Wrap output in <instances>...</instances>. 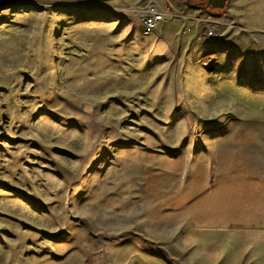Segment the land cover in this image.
I'll use <instances>...</instances> for the list:
<instances>
[{"label": "rangeland", "instance_id": "rangeland-1", "mask_svg": "<svg viewBox=\"0 0 264 264\" xmlns=\"http://www.w3.org/2000/svg\"><path fill=\"white\" fill-rule=\"evenodd\" d=\"M143 9L0 11V264H264V0Z\"/></svg>", "mask_w": 264, "mask_h": 264}, {"label": "built area", "instance_id": "built-area-1", "mask_svg": "<svg viewBox=\"0 0 264 264\" xmlns=\"http://www.w3.org/2000/svg\"><path fill=\"white\" fill-rule=\"evenodd\" d=\"M61 1L55 0L56 3ZM139 15L141 33L144 36H149L157 31L164 20L176 19L178 12L171 7L167 0H153L152 3L139 12ZM204 23L205 26L202 29L200 38L203 42L218 38L224 30V25L216 19L207 17Z\"/></svg>", "mask_w": 264, "mask_h": 264}, {"label": "crops", "instance_id": "crops-1", "mask_svg": "<svg viewBox=\"0 0 264 264\" xmlns=\"http://www.w3.org/2000/svg\"><path fill=\"white\" fill-rule=\"evenodd\" d=\"M136 3H141V4H143V7L145 8L148 4H150V3H152L153 2V0H134ZM169 3H170V5H171V7L173 8V9H178V10H180V11H184L185 10V8H188V9H195V8H192V7H190V6H188L187 4H186V2L184 1V0H167ZM191 1V3H195V2H197V1H199V2H202L203 3V5L205 4L206 6H208L207 4H206V1L205 0H202V1H200V0H190ZM229 4V0H228V2H227V4H226V6ZM202 7V6H201ZM226 8V7H225ZM196 10H204L203 8L202 9H196ZM225 10V9H224ZM229 11V10H228ZM138 33H139V35H141L142 37H145L142 33H141V29H140V27H139V29H138ZM212 40H216V39H212ZM212 40H210V41H212ZM233 242V241H232ZM229 256H231V257H233V259H238V258H240L239 256V252H236V253H234L233 251L232 252H229Z\"/></svg>", "mask_w": 264, "mask_h": 264}, {"label": "water", "instance_id": "water-1", "mask_svg": "<svg viewBox=\"0 0 264 264\" xmlns=\"http://www.w3.org/2000/svg\"><path fill=\"white\" fill-rule=\"evenodd\" d=\"M37 0H0V11L10 6L17 5L24 2H32ZM202 1V0H200ZM207 5L214 10H223L226 7L228 0H205Z\"/></svg>", "mask_w": 264, "mask_h": 264}, {"label": "trees", "instance_id": "trees-1", "mask_svg": "<svg viewBox=\"0 0 264 264\" xmlns=\"http://www.w3.org/2000/svg\"><path fill=\"white\" fill-rule=\"evenodd\" d=\"M185 2H186V4L188 5V6H190V7H192V8H195V9H202V7L201 6H199V5H195V4H193V3H191V1L190 0H184ZM228 7V5L226 6V8ZM225 8V9H226Z\"/></svg>", "mask_w": 264, "mask_h": 264}, {"label": "flooded vegetation", "instance_id": "flooded-vegetation-1", "mask_svg": "<svg viewBox=\"0 0 264 264\" xmlns=\"http://www.w3.org/2000/svg\"><path fill=\"white\" fill-rule=\"evenodd\" d=\"M206 4H207V2H206ZM202 8L203 9H205V10H209V9H212L211 7H209V6H206L205 4L204 5H202ZM213 11H221V10H214V9H212Z\"/></svg>", "mask_w": 264, "mask_h": 264}]
</instances>
